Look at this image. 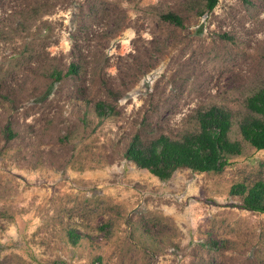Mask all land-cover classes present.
<instances>
[{
	"label": "rangeland",
	"instance_id": "374dc122",
	"mask_svg": "<svg viewBox=\"0 0 264 264\" xmlns=\"http://www.w3.org/2000/svg\"><path fill=\"white\" fill-rule=\"evenodd\" d=\"M205 4L0 0V264H264V213L229 192L264 179L238 127L264 87V0ZM210 106L240 144L221 170L160 180L125 158Z\"/></svg>",
	"mask_w": 264,
	"mask_h": 264
},
{
	"label": "trees",
	"instance_id": "16d2710c",
	"mask_svg": "<svg viewBox=\"0 0 264 264\" xmlns=\"http://www.w3.org/2000/svg\"><path fill=\"white\" fill-rule=\"evenodd\" d=\"M206 8L212 9L217 0H205ZM165 20L181 25V18L171 12L163 14ZM76 66L71 65L67 73L76 72ZM60 73H56V78ZM249 115L239 122V131L243 139L255 149L264 150V87L258 89L246 98ZM99 116H107L111 108L103 102L96 103ZM198 129L195 132L183 134L180 138H171L165 134L142 141L134 135L129 141L124 156L137 167L148 170L151 174L164 180L181 167L193 171H219L228 164L231 155L240 153L238 141L230 140L228 132L231 125L230 115L217 106L206 107L196 114ZM230 194L241 196V202L236 206L250 211L264 213V179L253 182L250 186L243 183L233 184ZM71 242L77 240L74 233L69 232Z\"/></svg>",
	"mask_w": 264,
	"mask_h": 264
}]
</instances>
